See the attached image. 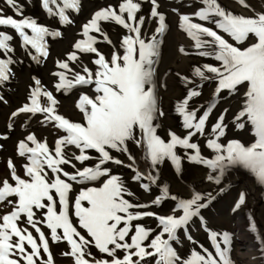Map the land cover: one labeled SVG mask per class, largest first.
<instances>
[{"label": "snow or ice", "instance_id": "obj_1", "mask_svg": "<svg viewBox=\"0 0 264 264\" xmlns=\"http://www.w3.org/2000/svg\"><path fill=\"white\" fill-rule=\"evenodd\" d=\"M149 2L148 17L138 15L142 0H122L116 6L96 11L83 25L86 39L76 42L75 50L67 59L57 62L61 71L55 73L58 77L56 91H71L77 86L93 88L94 96L82 93L77 103L83 123L58 114L57 99L52 91L41 87L38 79L30 96L31 103H25L12 113L13 117L42 113V123L53 124L66 134L57 139L53 148L31 133L18 142V155L27 160L25 175L17 174L10 159L14 183L8 179L0 181V203L6 201L12 208L0 217V264H54L50 240L66 241L70 251L65 255L73 257L74 264H145L146 260L153 264H232L229 259L232 240L227 232L211 233L213 250H193L190 259L181 258L174 247L179 243L178 233L182 230L187 239L192 240L187 229L208 206L204 194L194 192L189 198L179 199L172 214L157 216L146 209L159 206L166 199L177 200L170 195L169 188L161 187L159 178L152 172L145 175L137 170L132 179L140 182L145 191L157 185L161 194L151 204L133 203L126 197L134 194L108 165L124 164L112 155L113 151L134 159L128 148V143L133 141L144 148L153 166L168 158L179 170L181 156L175 151L179 146L194 150L188 158L212 170L209 181L219 184L228 167L240 165L264 184V12L252 16L234 14L219 0H199L198 10L180 15V26L194 40L197 54L217 63L196 66L191 78L184 77L186 85L192 87L186 98L176 105V111L183 117L187 134L182 138L170 133V140L166 142L157 135L159 125L154 123L164 115L154 77L156 57L160 54L158 37L164 35L168 25L166 15L159 11L158 0ZM3 3L13 10V15L0 8V85L12 76L10 65L14 62L11 56L14 48L10 44L16 38L3 29L14 30L25 47L31 46L36 53L32 59L37 62L49 54L45 37L61 36L60 31H50L36 19L25 17L20 0H3ZM238 3L250 7L247 0H238ZM42 5L49 14L58 16L61 23L69 25L73 21L68 10L79 11L82 6L81 0H62V6L60 0H42ZM148 19L157 26L151 36L145 37L143 29ZM101 22H114L127 30L120 43L123 54L114 50L108 58L96 47L98 43L112 44ZM27 30H31V34ZM221 33L227 34L232 42ZM253 37L255 42L245 47V42ZM82 54L94 55L91 61L94 70L88 65H82L81 71L70 67ZM206 82L215 83L212 99L206 105L191 108L190 101L202 95L198 89ZM245 84V99L234 123L239 128L251 125L254 143L248 146L236 140L226 145L220 143L227 129L228 109H224L206 139V147L215 155L203 157L198 143L192 142L193 137L206 134L207 121L224 99V93L236 94ZM41 97L46 98L45 106L41 105ZM72 147L76 153L69 151ZM93 150L98 154L95 157L91 155ZM90 161L94 163L89 165ZM68 167L72 172L66 170ZM90 184L92 186H88ZM74 185L83 186L75 197L72 196ZM244 203L245 195L241 194L235 209ZM145 217L156 218L160 231L141 223ZM44 227L49 230L47 234ZM93 247L101 254L100 258L91 252Z\"/></svg>", "mask_w": 264, "mask_h": 264}, {"label": "bare ground", "instance_id": "obj_2", "mask_svg": "<svg viewBox=\"0 0 264 264\" xmlns=\"http://www.w3.org/2000/svg\"><path fill=\"white\" fill-rule=\"evenodd\" d=\"M21 1L22 2L20 3L23 5V15L25 17L36 19L38 23H40L41 25L45 27H48L50 31H60L61 36L45 37L49 54L47 57H42L39 62H37L34 59H31L32 53L29 52L31 50V46L25 47L22 39H20L21 41L19 43V48H14V52L11 53V56L14 61L13 64L10 65L11 70H12V76L7 82L4 83L5 89L3 90V96L5 97V99L4 101L2 100L3 102L0 101V114L3 108L5 109L11 108L14 104H16V102H20V101L23 102L25 98L30 97L33 89L36 87L35 81L37 79L41 81V87L43 89H47L48 91L53 92L54 97L57 99L58 102L65 101L66 104H68V107L63 109L62 107L59 106V103H58L57 104L58 114H61L65 117H68L69 114H76L78 111H80L77 108V103L81 95V93L79 92H85L86 89L89 88L92 90V93H93L92 96H94L95 93L92 87H81V86H77L76 88H73L71 91H56L55 85L58 83V77L55 75V73L61 71V69L58 67L57 62L64 61L65 59H67L69 53L75 50L74 48L75 43L82 39H86V37H84L83 35V25L89 22V20L92 18V16L94 15L96 11L102 10L108 7L109 5L116 6L120 2H122V0H81L82 6L79 11H76L74 9L68 10L71 13L69 18L73 21V23H71L70 25L61 23L59 21L58 16H53L49 14L46 11V9L43 8L41 10L40 6L42 5V0H21ZM60 1L62 2V0ZM263 1L264 0H259V1L257 0V2H260V3H262ZM158 2L160 3L159 11H164L163 13L166 15V23L168 25V28L166 32L164 33V35L158 37L159 39H163V40L160 45V54L159 56L156 57L157 66L155 68L156 69L155 83H156V91H157L158 99H159V106L161 110L164 112V115L162 117H159L156 120V122L158 125L162 126L163 124H167V125L173 124L174 116L177 114L176 105L185 98L182 96L183 92L185 93L186 91L185 94L187 95L189 90L192 87V85H184L185 83L184 77L191 78L193 76L194 67L202 66L204 64L214 65L213 63H216V61L208 57H201L197 54V49H195L194 47V43H195L194 40L191 37H189L186 31L180 26L179 17L181 15V12H177L176 14H173L172 12L168 11V6L170 5L171 6L180 5V4L187 5L190 3L198 4L199 0H158ZM219 2L221 3L223 7H225L227 10L232 11L234 14H242L246 16V13H250L249 10L245 9L244 6L238 3V0H219ZM199 7H201V5L197 6L195 11L198 10ZM150 9H151V4L149 0L148 1L142 0V10L138 15H143L145 17H148L150 13ZM7 10L10 15H13L12 9L6 8L5 11ZM54 11H55V7H54ZM101 23H102V27L104 31L106 32L108 37L111 39L112 44L109 45L108 43H98L96 47L99 49L100 52H102L108 58L111 57V54L113 53L114 50H119L121 54H123V49L120 48V43H121L122 37L127 33V30L124 29L122 26L117 25L114 22H101ZM156 26H157L156 22H154L151 19H148L143 29L145 33V37L151 36ZM180 29H183V33L180 32ZM27 31L29 32V34H31V30H27ZM91 34L98 35L95 33H91ZM113 46H115V48ZM181 48H183L184 51H181ZM29 53H31V55H29ZM93 59H94L93 54H82L80 56V59L78 61L73 62L70 65V67L74 71L82 70V65H88L89 68L95 69V65L91 63ZM49 70L50 71L52 70L53 72L48 73ZM68 75L69 77H71V72H69ZM14 76L18 78V83L16 84L14 83L13 88H11L10 85L12 84ZM197 83H200V81L197 80ZM211 83L212 82L204 83L203 88H207ZM176 95H178V97H176ZM162 97H164L163 101H161ZM211 99H212V93H210L207 98L201 100L200 103L198 102V103L192 104L191 108H198L201 105H206L207 103L210 102ZM242 99H243L242 97H237V94H233L225 98V103H227L228 108H233L237 104L240 105V103L242 102ZM29 100L30 98H28V103H29ZM41 101L43 105H46V98L41 97L40 102ZM8 102H10L11 105H8ZM202 111L203 109L201 108V113ZM178 115L182 116L179 113ZM14 118L15 117H13V119H10V120H14ZM75 119L77 120H74V121L82 122L81 117L75 118ZM16 123L17 122L14 121L11 126H14ZM182 125H183V122H182ZM0 126L1 128L7 129L6 122L2 123L1 120H0ZM43 127L44 125L42 123L39 124L37 122V127L35 128L39 130V135L46 137V135L49 134L48 133L49 131H45ZM53 129L57 130V127H54ZM231 136H232V140L239 141L240 143L243 142L242 136H240V138H237V139L233 138L235 137L234 134H232ZM129 143H128L129 152L131 153L132 157H134V159L130 160L128 155L125 153L119 154V153L112 152V155L114 157H118L120 160L124 162L123 165H116V164L109 163L108 167L112 169L113 174L118 173V172L121 173L123 177L121 178L122 180H124V183L126 182V180H128L129 185L132 187H136L138 192L141 191L140 189H142V187H140L139 185L137 186L134 185L129 179V178H133L137 170H139L140 173H143L145 175H147L149 172H152L153 174L160 172L162 177L168 179V181L169 180L172 181V183L174 184L173 185L170 182L172 186H177L178 180L175 177L176 176L175 172H177L175 169L176 168L175 164H172L170 160L166 158L163 163L153 166L151 164V161L147 159L146 157L147 153L145 152L143 147L136 145L133 141H130ZM97 155L98 154L94 153L92 156L95 157ZM205 158H208V157H205ZM92 163H94V161H91L90 165ZM188 163L189 164L182 165L183 168L186 167V169H188L187 172L185 171L182 172L184 174L183 177L187 178L186 180H184L186 183L184 184L181 183L183 185L185 193L190 194V192H192L193 194L192 190L199 189V187L202 185L209 187L208 183L206 182L207 179L206 178L204 179V177H202L203 175H205V171H208L209 168L206 165H203V164H200L194 161H188ZM128 165H131V167H128ZM199 165L202 168L198 167ZM181 169H180L179 174L182 171ZM242 179L244 180L243 177L241 176L239 177L238 175H236L233 182L242 181ZM144 182H147V181H144ZM204 186H202V188ZM148 202L149 204H151L150 202H152V200L151 201L147 200L146 203L148 204ZM171 203H172L171 199H166L160 204V206L167 208L169 207V205L171 206ZM235 206H236V203L231 207H226L227 208L226 213L233 220L234 229L236 231L235 239L238 240L241 244L243 243L246 244V248L244 249L246 252L245 253L243 252L241 254L240 251L238 250L237 251L238 257L243 258V256H245V259L243 260H244V263L246 264H256L255 260L253 259L255 256L254 255L255 254V244L253 242V239L251 237H248L247 234L245 233V230L242 225L240 209L236 210ZM253 207L256 210L258 219H260V212H259L260 207L258 203L253 202ZM150 209L151 210L154 209V206H151L147 208L146 210L150 211ZM231 262L233 264H236L237 256L233 257Z\"/></svg>", "mask_w": 264, "mask_h": 264}, {"label": "rangeland", "instance_id": "obj_3", "mask_svg": "<svg viewBox=\"0 0 264 264\" xmlns=\"http://www.w3.org/2000/svg\"><path fill=\"white\" fill-rule=\"evenodd\" d=\"M144 1H148V0H144ZM20 2H22V1L20 0ZM247 3L250 5V7L245 8V9L249 10L250 13H246V16H252L258 12H264V1L262 3H260V2H257V0H247ZM198 4L190 3L187 5H184V4L172 5V6L170 5V6H168V11L172 12L173 14H176L177 12H181V14H191V13L195 12V9L197 6L201 5V4H199V5ZM1 6L4 8V10L7 7L3 3V0H0V8H2ZM61 6H62V2H61ZM7 9H8V7H7ZM40 9L41 10L43 9L42 5L40 6ZM175 10H178V11H175ZM5 12L8 15H10L8 10ZM161 12L163 13L164 11H161ZM3 30H5L8 33H11L14 37H16L12 30H8V29H3ZM180 32L183 33V29H180ZM221 34L224 35L226 39H229L230 42H232L231 38L228 37L227 34H224V33H221ZM162 40L163 39H160L161 42H162ZM253 42H255L254 37L252 39L246 41L244 46L246 47ZM160 45H161V43H160ZM10 46H12L14 48H19V43H18L17 37L11 42ZM29 52L32 53V56L36 54L34 49H31ZM31 59H32V57H31ZM52 62H53V60H52ZM216 63H213V64H216ZM156 64H157V59H156ZM156 64H155V68L157 66ZM75 71H81V70H75ZM52 72H53L52 70L48 71V73H52ZM15 76L13 77L12 84L10 85L11 88H13L14 83L15 84L18 83V78ZM154 80H155V77H154ZM4 83L2 85H0V94L3 97V101L5 99V97L3 96V90L5 89ZM211 84L207 88L198 89L202 92V95L199 97L193 98V100L190 101V107H192L191 106L192 104H195L198 102L200 103V101L207 98L210 93H213L214 88H215V83L212 82ZM155 85H156V83H155ZM184 85H186V84L184 83ZM1 87H3V88H1ZM184 91H185V89H184ZM246 91H247V85L246 84L239 87V91L236 94H237V97H242L243 99H242V102L240 103V105L237 104L233 108H228L227 103H225V98H227L229 96L227 94V92H225L224 93V99L222 100V102L219 103V105L217 106V109L212 113V115L209 117V119L207 121L206 129H205L206 134L205 135H199L198 134L197 136L193 137L192 141L198 143V145L201 149V155L203 157L212 158L215 155V153L211 149L206 147V139H207V135L211 133L212 126L216 123L217 116L221 112H223L224 109H228V114H227V117L225 120V123L227 124V129H226L225 136L222 137V139H220V143L226 145L228 142H230L232 140V136H231L232 134L235 135V137H233V138H236V139L240 138V136H242V138L244 139V140L242 139V141H243L242 143H244V145H246V146L254 143L255 136H254L251 125L246 124L244 128H239L234 123V117L236 116V114H238V112L242 108V105H243V102L245 99ZM79 93H81V94L87 93L89 96H92V94H93L92 90L89 88L86 89L85 92H79ZM185 93H186V91H185ZM185 93L183 92L182 96L186 98L187 95ZM176 97H178V95H176ZM28 98H30V97L25 98L23 100V102L22 101L16 102V104H14L11 108H8V109L3 108L2 112L0 114L1 122L2 123L6 122V126H7V129L1 128V126H0V181H2L4 179H8L10 183H14V181L11 180V173H10V168H9V160L10 159H11L12 163L15 165L17 174L21 177H24V175H25L24 165H25V163H27V160L25 157H21L18 155L17 145H18V142L20 140L24 139L28 134H30V133L35 134L37 139L40 142L46 141L49 147H51L53 145L51 148L54 147L57 139H59L60 137H62L66 134L62 129H59V128H57V130L53 129L54 127H56L53 124L42 123V121L44 120V115L42 113H38L35 115L21 114V115H19V117L18 116L15 117L14 120H10V119H13L12 113L15 112L16 110H18L21 107V104L23 106L25 103H28ZM163 98L164 97H162L161 101H163ZM3 101H1V102H3ZM30 103H31V101L29 100V104ZM58 103H59V106L62 107L63 109L68 107V104H66L65 101L64 102L63 101L58 102ZM8 105H11V103L8 102ZM41 105L45 106V105H43L42 101H41ZM66 116H68V115H66ZM79 117H81V121H82L81 123H83V115L80 111H78L76 114H69V116L66 118L70 119L71 121H74V120H77L75 118H79ZM14 121H16L17 123L14 126H11ZM37 122L39 124L42 123L44 125L43 129H45V131H49L48 132L49 134H47L46 137L39 135V130L37 128H35V127H37ZM74 122H78V121H74ZM182 122H183V117L179 116L178 112H177V114L174 116V119H173L174 125L173 124L172 125L163 124L162 126L159 125V127L157 128V134L160 137H162V139L166 138L165 141L170 140V133H175L176 135L183 138L184 136H186L187 130L184 129ZM32 123H34V124H32ZM154 123L157 124L156 121H154ZM139 135H140L139 129H137V136L139 137ZM129 145H130V143H129ZM29 146L31 147L34 145L29 144ZM70 149L71 150H69V151L72 153L77 152V150L74 147H72ZM175 151L177 152V154L179 156H181V166L185 165V164H189L188 161H192L188 158V156L191 154H194V150H186V149L178 146L175 149ZM113 152H115V151H113ZM94 153H96L94 150L91 151V155H93ZM115 153H117V152H115ZM147 159L150 161L149 158H147ZM90 162H88L89 165H90ZM170 162L173 164V162L171 160H170ZM195 166H197V165H195ZM77 167L78 168L80 167L79 163H77ZM198 167L202 168L200 165ZM194 168H196V167H194ZM194 168H193V170H194ZM180 169L182 171L179 174ZM180 169L179 170L176 169L177 172H175V174H176L175 177L179 181V182L177 181L178 187L172 186L171 185L172 181H170V180L168 181V179L162 177L160 172H157L154 174L159 178V184H161V187L166 185L169 188L170 195L177 197V200H175V201L171 199L172 200L171 206L169 205V207H167V208L161 207L159 205V206H154V209H152V210L150 209V211L157 214V216H161V215L167 216V215L172 214L173 209H174L176 203H178L179 199L187 198V197L189 198L192 195V192H190V194L185 193V190H184L183 185H182V184L186 183L184 180L187 179L186 177H183L184 174L182 172H184V171L187 172L188 169H186V167L183 168V166L180 167ZM205 169H206V167H205ZM66 170L69 172H72V168H70V167H68ZM195 170H197V169H195ZM211 173H212L211 169H208V171H205V175H203V173H202V175H203L202 177H204V179L205 178L207 179L206 182L208 183L209 187L202 185V186H204L203 188H202V186H200L199 189H195L196 191L192 190L193 193L199 192L201 194L202 193L205 194V196L207 197L205 203H207L208 206L201 210V217L194 218V220L188 226L187 234L189 233L191 235V237H192L191 241L189 239H187V235H186L185 231L182 230L178 233L179 237H180L179 243L174 244V247L176 248L178 254L181 256V258L190 259L191 258V252L193 250L200 251L201 248H204V249H208L211 251L214 248L212 240L210 239L211 233L215 232L218 234H223L224 232H227L230 235L231 240H232V242L229 246V248H230V252H229L230 261H232L233 257L237 256V263L236 264H246V263H244V260H243V259H245V256H243V258L242 257L240 258V257H238V253H237L238 250L240 251L241 254L243 252L245 253L246 251L244 249L246 248V244H244V243L241 244L238 240L235 239V232L236 231L234 229L233 220L226 213V209H227L226 207H231L235 203L236 204L239 203V198H240L241 194H244L245 195V203L239 209L244 208L245 205L250 206L249 210H251L252 216L254 218V221L256 222V227L258 228V230H255V231L253 230L249 234L247 232L246 224L244 223L243 219H242V225H243V228H244L247 236L251 237L253 239L254 244H255V254H254L255 256L253 259L255 260L256 264H264V255L261 252L263 249V246H264V184H261L256 179L254 174H252L249 170L245 169L243 166H240V165L228 167L224 171L223 176H222L219 184L208 180V176ZM115 175H119L120 177H122V174L119 172L115 173ZM180 175H182V176H180ZM236 175H238L239 177L240 176L243 177L244 180L242 179V181L233 182ZM129 179L134 185H136V186L139 185L141 187L140 182H137V181L133 180L132 178H129ZM125 183H126V186L128 187V189L134 194L132 197H126V198L130 199L133 203L147 204L146 203L147 200L153 201L158 195L161 194V188L158 187L157 185L156 186L152 185L150 191H145L142 188V189H140L141 191L138 192L136 187H132L129 185L128 180H126ZM88 186H92V185L90 184ZM81 187H83V186L82 185H74V191L72 193L73 197H75V195L79 194ZM222 187H223V189H222ZM11 199L14 200L15 197H12ZM253 202H257L259 207H260V210H259L260 219H258L256 210L253 207ZM148 204H149V202H148ZM220 208H222V209H220ZM11 210H12L11 206L7 205L6 201L3 203H0V217H2L3 214L9 213ZM242 212L243 211L240 212L241 216H242ZM73 219L75 221V217H73ZM141 223H143L147 227L155 229L157 232L160 231V229L158 227V220L154 217H145L141 221ZM21 226H24V225H21ZM29 230L31 231L32 229L30 228ZM43 230L45 231L46 234L49 232V230L46 227H44ZM33 235L35 236L36 233L33 232ZM49 243H50V250H51V253L53 256V261L56 262L55 264H74V258L71 257L70 255H65V253H68L70 251L69 244L65 243L64 241L52 242L51 240ZM91 252L93 253V255L96 258H100L101 254L98 252V250L96 248L93 247L91 249ZM44 255H46V254H44ZM119 255H123V253H119ZM145 264H153V262L151 260H146Z\"/></svg>", "mask_w": 264, "mask_h": 264}, {"label": "trees", "instance_id": "obj_4", "mask_svg": "<svg viewBox=\"0 0 264 264\" xmlns=\"http://www.w3.org/2000/svg\"><path fill=\"white\" fill-rule=\"evenodd\" d=\"M243 218L245 220L246 223V228L249 231V233H251L253 230H258V228L256 227V222L254 221V218L252 216L251 210H249L248 206H245L244 209V213H243ZM264 255V246L263 249L261 251Z\"/></svg>", "mask_w": 264, "mask_h": 264}]
</instances>
